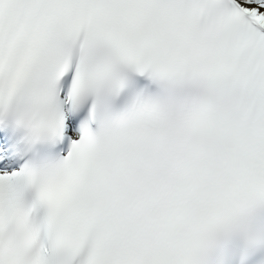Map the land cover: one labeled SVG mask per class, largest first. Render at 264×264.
<instances>
[{"label": "snow or ice", "instance_id": "6c2138e0", "mask_svg": "<svg viewBox=\"0 0 264 264\" xmlns=\"http://www.w3.org/2000/svg\"><path fill=\"white\" fill-rule=\"evenodd\" d=\"M0 264H264V0H0Z\"/></svg>", "mask_w": 264, "mask_h": 264}]
</instances>
